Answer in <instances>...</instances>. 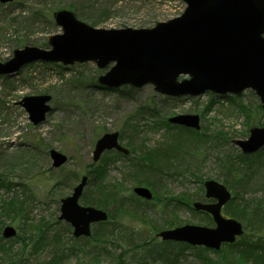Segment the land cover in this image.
<instances>
[{
  "label": "rangeland",
  "instance_id": "374dc122",
  "mask_svg": "<svg viewBox=\"0 0 264 264\" xmlns=\"http://www.w3.org/2000/svg\"><path fill=\"white\" fill-rule=\"evenodd\" d=\"M62 8L93 27L140 28L180 15L185 3L14 0L0 5V61L25 45L51 48L48 35L62 32L52 12ZM24 38L27 43L17 46ZM109 66L36 61L0 76V264H51L56 254L63 255L62 248L78 245L58 216L61 198L84 174L88 183L79 203L109 212L105 227L113 226L115 233L105 253L82 242V248L87 245L96 252L76 251L64 255L60 264H118L121 252L127 262L128 250L152 238L160 240L156 232L161 229L183 224L213 227L210 217L191 207L192 201L203 199L207 179L231 192L222 213L242 223L243 239L256 238L264 247V146L245 154L232 142L247 138L249 128L264 126L255 93L246 89L239 95L206 91L175 97L156 92L151 84L107 88L97 77ZM37 94L51 96L50 110L34 125L17 102ZM187 113L199 116L198 130L167 120ZM113 131L129 153L105 151L93 163L95 140ZM51 148L67 156L59 167L51 165ZM137 185L149 188L153 199L137 197L132 192ZM254 212H260V220L253 219ZM6 225L16 229L14 237H2ZM105 227L95 224L93 230ZM106 233L111 235V229ZM196 247L186 251L185 264H250L238 252Z\"/></svg>",
  "mask_w": 264,
  "mask_h": 264
},
{
  "label": "water",
  "instance_id": "95a60500",
  "mask_svg": "<svg viewBox=\"0 0 264 264\" xmlns=\"http://www.w3.org/2000/svg\"><path fill=\"white\" fill-rule=\"evenodd\" d=\"M182 1L185 8L180 15L140 28H97L77 19L69 9H57L52 16L62 32L48 35L46 42L51 48L25 45L14 49L11 57L0 61V75L13 74L35 61L65 65L93 61L101 69L110 64L97 77L107 88L151 84L156 92L175 97L197 96L206 91L239 95L250 89L264 111V0ZM50 99L49 94L26 95L17 103L36 125L44 121L50 110ZM168 121L199 129L197 114H177ZM118 136L117 131L99 136L92 161L96 162L105 150L127 154L128 149L119 143ZM232 142L245 154L255 152L264 146V126L251 127L247 138ZM49 157L53 167L67 160L54 148L49 150ZM87 179L86 174L82 175L71 193L60 200L59 219L72 226L74 237L89 236L93 223L107 219L105 210L79 203ZM203 185L205 197L214 201L197 200L192 206L208 212L215 225L183 224L159 230L157 236L217 250L222 243H232L243 233L239 220L221 212L231 198L227 187L214 179L205 180ZM133 192L148 200L152 198L145 186H134ZM15 234L12 225L2 230L4 238Z\"/></svg>",
  "mask_w": 264,
  "mask_h": 264
},
{
  "label": "trees",
  "instance_id": "16d2710c",
  "mask_svg": "<svg viewBox=\"0 0 264 264\" xmlns=\"http://www.w3.org/2000/svg\"><path fill=\"white\" fill-rule=\"evenodd\" d=\"M9 4V3H7ZM0 5H4L1 4ZM22 27H19L21 30ZM27 38L19 40L17 42V46H21L27 43ZM165 149V148H164ZM162 152V151H161ZM190 207V206H189ZM258 211V210H255ZM207 217H210L207 213L201 212ZM108 218L104 222H99V226H108V220L111 217V214L107 212ZM260 212L253 213V219L260 220L261 216L259 217ZM211 218V217H210ZM70 226L67 224V229ZM113 226L111 228L105 227V231L94 232L88 237H80L74 238L71 233V239L75 243H78L75 248H62L61 251L63 255L56 254L57 259L53 260L51 264H60L63 259L64 255H71L72 253L79 251L80 252H96L90 251L89 247L86 245V248H82L84 246H80V243L89 241V245L94 248H98L100 253H105L106 247L110 246V239L113 238ZM108 229H111V235L108 232ZM70 231V229H68ZM103 233L107 235H103ZM245 233V232H244ZM244 233L239 236L234 242L232 243H223L219 250H213L215 252H224L227 250L232 255L238 252V254L243 258V260L249 262L250 264H264V247L260 244L256 238H253L252 241L244 240ZM96 245V246H94ZM192 248L186 243L183 242H175V241H161L156 238H152L148 242L140 244L137 248L135 247L132 252L128 250L126 252V256L130 257V259L126 262L124 258V252L120 253L119 255V263L118 264H185V254L188 249ZM197 248V247H196ZM83 249V250H82ZM86 249V250H84ZM101 249V250H100ZM94 250V249H92ZM219 264V263H215ZM222 264V263H221Z\"/></svg>",
  "mask_w": 264,
  "mask_h": 264
},
{
  "label": "flooded vegetation",
  "instance_id": "af4514ba",
  "mask_svg": "<svg viewBox=\"0 0 264 264\" xmlns=\"http://www.w3.org/2000/svg\"><path fill=\"white\" fill-rule=\"evenodd\" d=\"M206 201H212V199L211 200H206ZM75 238H80V237H75Z\"/></svg>",
  "mask_w": 264,
  "mask_h": 264
}]
</instances>
